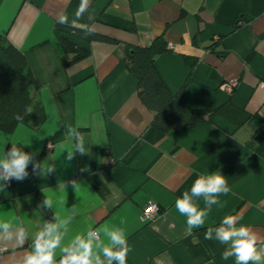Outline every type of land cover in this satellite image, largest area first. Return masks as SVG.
Wrapping results in <instances>:
<instances>
[{
    "label": "crops",
    "instance_id": "0c3cea01",
    "mask_svg": "<svg viewBox=\"0 0 264 264\" xmlns=\"http://www.w3.org/2000/svg\"><path fill=\"white\" fill-rule=\"evenodd\" d=\"M80 4L0 0V34L25 55L32 96L46 112L37 129L0 130V159L14 144L41 163L37 174L29 165L27 179L0 187V222L27 232L22 247L0 245V264H13L49 222L36 206L38 191L52 201L61 248L93 228L99 246L107 242L103 229H120L131 248L126 264H235L205 231L238 215L264 237V142L255 139L264 130V0H91L77 20ZM62 15L118 42L95 41L87 58L65 67L54 33ZM160 36L168 48L155 63L170 89L191 108H213L205 122L167 133L152 125L154 113L125 64L126 44L149 46ZM187 56L196 60L188 81ZM234 78L233 92L221 88ZM212 171L226 176L230 192L189 234L175 202ZM150 201L161 211L145 222ZM73 206L77 215L65 225Z\"/></svg>",
    "mask_w": 264,
    "mask_h": 264
},
{
    "label": "clouds",
    "instance_id": "9594fccd",
    "mask_svg": "<svg viewBox=\"0 0 264 264\" xmlns=\"http://www.w3.org/2000/svg\"><path fill=\"white\" fill-rule=\"evenodd\" d=\"M91 0H81L80 6L75 12V18H82L90 6ZM59 23L67 24L68 18L60 16ZM91 29L85 31L90 35ZM76 151L81 155L87 154L83 146L77 145ZM68 153V159L72 158ZM29 165L32 174H37L41 169V163L32 152H25L23 147L12 145L3 152L0 159V187H4L12 180L22 182L29 177ZM51 167L49 171H51ZM72 187L77 186L76 181L70 182ZM230 192L226 176L220 171H212L207 174H199L191 185L190 190L183 192L175 202L176 210L186 217L187 232L204 227L206 219L212 207H222L221 195ZM204 207L201 208L199 201ZM44 207L52 208V201L44 199ZM76 207L69 209V215L65 218L67 225L75 219ZM59 219V217H56ZM101 235L97 229H90L86 236H77L73 242L61 248V236L58 225L51 222L45 223L43 231L38 232L32 240L28 250L17 257L13 264H126V258L131 248L125 234L120 229H103L107 242L99 246L93 236ZM205 239L218 241L226 245L222 258L227 260L235 258V264H264V237L259 236L250 227L240 223L238 215H227L222 218L218 226L208 227L205 231ZM27 242V232L23 227H12L8 223L0 222V245L8 247H22ZM99 247V251L96 249ZM61 248L62 255L57 261L56 249Z\"/></svg>",
    "mask_w": 264,
    "mask_h": 264
},
{
    "label": "trees",
    "instance_id": "16d2710c",
    "mask_svg": "<svg viewBox=\"0 0 264 264\" xmlns=\"http://www.w3.org/2000/svg\"><path fill=\"white\" fill-rule=\"evenodd\" d=\"M87 29L59 22L55 25V36L65 52V56L62 57L65 67L87 58L95 41L118 42L92 30L91 34L86 36ZM125 48L127 51L125 64L137 80L139 98L154 113L152 125L155 128L167 133L207 120L213 112L211 106L194 109L185 105L159 73L155 63L156 57L168 48V43L162 36L157 37L149 46L126 44ZM185 58L190 69L188 81L196 60L188 56ZM35 83V77L25 55L0 34L1 131L11 134L20 124L37 129L45 123L44 106L32 96L31 89ZM44 199H46L44 194L38 191L36 206L49 222H53L55 215L50 208L43 206Z\"/></svg>",
    "mask_w": 264,
    "mask_h": 264
},
{
    "label": "built area",
    "instance_id": "2783aa9c",
    "mask_svg": "<svg viewBox=\"0 0 264 264\" xmlns=\"http://www.w3.org/2000/svg\"><path fill=\"white\" fill-rule=\"evenodd\" d=\"M238 79L234 78L230 81H226L222 84L221 88L229 93L233 92L235 87L238 85ZM161 211L160 206L155 202H148L143 209V220L145 222H153ZM95 238H98L96 233H93Z\"/></svg>",
    "mask_w": 264,
    "mask_h": 264
},
{
    "label": "water",
    "instance_id": "95a60500",
    "mask_svg": "<svg viewBox=\"0 0 264 264\" xmlns=\"http://www.w3.org/2000/svg\"><path fill=\"white\" fill-rule=\"evenodd\" d=\"M255 139L258 141V142H264V130H262L261 132H259L257 134V136L255 137Z\"/></svg>",
    "mask_w": 264,
    "mask_h": 264
}]
</instances>
